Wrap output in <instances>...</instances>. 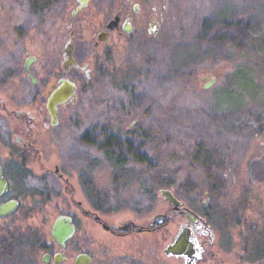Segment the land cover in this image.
Instances as JSON below:
<instances>
[{
	"label": "rangeland",
	"instance_id": "obj_1",
	"mask_svg": "<svg viewBox=\"0 0 264 264\" xmlns=\"http://www.w3.org/2000/svg\"><path fill=\"white\" fill-rule=\"evenodd\" d=\"M116 1L92 0L100 8L86 25L113 15ZM147 2L155 9L133 15L132 33L98 48L81 34L95 70L79 77L58 127L113 198L171 181L196 207L204 200L215 210L221 235L249 248L264 230V0ZM71 9L9 15L2 7L0 43L13 48L14 26L27 22V48L48 68L58 65ZM104 141L116 152L107 159Z\"/></svg>",
	"mask_w": 264,
	"mask_h": 264
},
{
	"label": "flooded vegetation",
	"instance_id": "obj_2",
	"mask_svg": "<svg viewBox=\"0 0 264 264\" xmlns=\"http://www.w3.org/2000/svg\"><path fill=\"white\" fill-rule=\"evenodd\" d=\"M86 1L0 2L9 15L12 10L46 14L72 7L58 65L48 68L38 52L27 48V22L14 26L13 48L10 41L8 47L0 43V264H264V254L259 260L258 250L236 246L220 234L215 210L211 213L206 201L196 207L195 200L171 181L158 191L143 186L138 193L142 197L131 193L113 198L93 178L88 156L77 152L72 140L66 143L59 116L77 90L71 100L58 105L55 122L47 100L63 79L75 82L78 89L79 77L95 70L94 55L79 43L81 34L87 43L101 47L134 32V14L155 9L147 0H118L108 8L113 15L88 27V15L100 7ZM107 143L100 146L105 158L116 154ZM163 189L172 196H165ZM156 196L163 200L157 202Z\"/></svg>",
	"mask_w": 264,
	"mask_h": 264
},
{
	"label": "water",
	"instance_id": "obj_3",
	"mask_svg": "<svg viewBox=\"0 0 264 264\" xmlns=\"http://www.w3.org/2000/svg\"><path fill=\"white\" fill-rule=\"evenodd\" d=\"M83 4H85L87 1L83 0ZM114 20V19H113ZM112 22H116L114 20ZM112 22L109 23V26H112ZM29 63L27 62L26 64V69L29 71V75L32 77V79L35 81V77L31 74L30 68H29ZM216 80L215 76H211L210 80H208L205 83V87H210L214 84ZM77 90V85L75 82L69 80V79H63L62 83L55 87V89L50 93L48 100H47V108L49 110V113L54 120V122L57 120L58 116V105L60 103H64L68 100H71L72 97L74 96L75 92ZM162 192L165 194L167 197H171L172 195L170 194L171 192L168 189H163Z\"/></svg>",
	"mask_w": 264,
	"mask_h": 264
},
{
	"label": "trees",
	"instance_id": "obj_4",
	"mask_svg": "<svg viewBox=\"0 0 264 264\" xmlns=\"http://www.w3.org/2000/svg\"><path fill=\"white\" fill-rule=\"evenodd\" d=\"M164 179H162V182L160 180L161 183H165V181H163ZM261 235H256L254 237V243L252 246V251L258 250L259 251V255L264 254V234ZM249 241V242H248ZM245 242H247L248 244H251L250 240H248L247 238L245 239ZM257 251V252H258ZM261 257V256H260Z\"/></svg>",
	"mask_w": 264,
	"mask_h": 264
}]
</instances>
